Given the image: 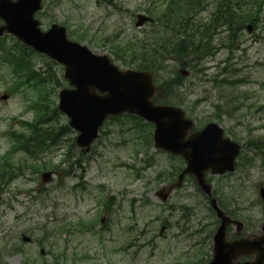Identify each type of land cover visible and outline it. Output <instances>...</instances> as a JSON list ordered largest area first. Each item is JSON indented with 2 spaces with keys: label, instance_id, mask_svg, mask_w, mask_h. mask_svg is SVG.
Segmentation results:
<instances>
[{
  "label": "rangeland",
  "instance_id": "374dc122",
  "mask_svg": "<svg viewBox=\"0 0 264 264\" xmlns=\"http://www.w3.org/2000/svg\"><path fill=\"white\" fill-rule=\"evenodd\" d=\"M155 2L113 0L106 4L96 0H62L54 5L52 21L65 23L74 31V40L82 37V43L94 52L107 53L115 60L110 41L113 39L115 45L116 40L124 47L147 39L151 25L138 28L135 17L147 13ZM245 3L250 5L251 1L244 0L242 6ZM257 7L255 4L254 8ZM199 16L206 19L207 12ZM261 23L251 32L244 30L239 49L222 47L226 35H217L215 54L193 62L194 71L185 76L178 93L200 120L216 118V107L230 110L236 114H222L218 122L242 137L264 139V11ZM13 45V39L8 38L4 47ZM34 60L37 70H45L51 63L49 58L39 56ZM117 63L126 67L119 60ZM0 65L2 156L11 149L7 132L20 129V120H31L28 107L34 94L18 87L15 95L10 96L8 90L14 87L16 79L1 58ZM176 67L170 60L163 75L170 77ZM53 68L63 81L64 67ZM225 75L230 82L237 81V85L215 86L214 77L222 79ZM221 93L226 95L219 98ZM5 95L8 97L4 98ZM61 122L65 119L61 118ZM103 130L100 141L85 157L79 156L77 148L72 161L63 163L66 148L50 153L49 168L60 165L52 181L43 183L41 174L26 171L25 177L5 185L0 183V264H193L211 257V235L217 218L209 212L207 201L195 184L188 180L166 204L156 196L168 182L159 179L158 174L168 173L176 161L149 146L146 138H137L139 133L133 123L110 121ZM75 136L72 133L67 138ZM19 157L21 154L14 155L15 160ZM250 174L252 184L247 183L244 188L236 176L221 181L227 187L226 195L222 192L223 204L232 210L246 206L240 215L259 221L261 199L256 184L264 183V171L256 163ZM90 220L94 221L87 222ZM165 221L169 224L161 233ZM249 221L250 229H258L259 223ZM80 222L95 227L93 231H83L77 227ZM24 233L32 238V243L22 240ZM19 246L24 252L16 250ZM41 248L46 250L44 257Z\"/></svg>",
  "mask_w": 264,
  "mask_h": 264
},
{
  "label": "water",
  "instance_id": "95a60500",
  "mask_svg": "<svg viewBox=\"0 0 264 264\" xmlns=\"http://www.w3.org/2000/svg\"><path fill=\"white\" fill-rule=\"evenodd\" d=\"M41 1H0L8 3L0 6V16L6 20L0 35L11 32L25 44L66 65V77L75 88L64 89L60 93V109L70 117V125L80 132L77 143L84 151H89L99 127L109 115L131 113L156 125V147L181 154L187 161V167L178 181L163 188L164 193L160 191L163 200H167L175 187L182 185L187 173L196 175L207 190L205 172L209 168L213 173L233 170L235 151L221 156L212 155L219 148H231L229 144L233 147L228 138H223V129L218 124L211 123L204 130L187 137L193 127L192 120L186 118L180 108L153 103L156 88L149 73L119 70L107 55H96L88 47L68 40L63 27L54 26L50 31L42 32L34 19L41 8ZM139 19L138 25L147 20L144 16ZM46 175L50 176V173ZM213 201L222 224L215 235L214 259L208 264H235V259L246 249L262 252L264 239L226 243V228L230 219ZM263 263L264 256L244 264Z\"/></svg>",
  "mask_w": 264,
  "mask_h": 264
},
{
  "label": "trees",
  "instance_id": "16d2710c",
  "mask_svg": "<svg viewBox=\"0 0 264 264\" xmlns=\"http://www.w3.org/2000/svg\"><path fill=\"white\" fill-rule=\"evenodd\" d=\"M244 0H172L167 9L159 16L158 24L151 32L150 44L143 40L135 48L119 46L115 54L119 59L138 69L150 70L158 73L165 68L168 60H174L181 68H186V64L192 70L193 61L202 60L209 55H214L216 46L214 40L217 35L226 33L227 37L222 45H233L238 39L247 23H256L261 11H253L251 7H243ZM264 2V0H263ZM247 4V3H245ZM210 5L209 16L202 19L200 15L207 10ZM262 8V6H260ZM158 28V29H157ZM0 48H3L0 44ZM123 56V57H122ZM186 63V64H185ZM31 60H26L24 56L18 62L20 77L19 83H25L34 79L31 84L34 90L38 89V99L33 105L36 112L33 122L28 123L27 128L22 133L13 135L16 140L14 149L22 150L26 159L32 158L34 164L31 166L34 171L48 169L49 163L43 159V154L51 147L61 144L65 134L71 132L68 124L60 125L61 112L53 98L54 87L60 86V82L54 77L52 79L37 73L32 68ZM184 77L180 71H176L174 76L167 77L160 84V94H164L163 102H170L169 99L176 97L177 88L182 84ZM47 83V84H46ZM217 86L230 84V81L222 79L215 81ZM50 87H53L50 89ZM160 95L158 94V97ZM59 116V117H58ZM135 126L143 125L148 129H139L145 138H149L152 133V125L144 122L138 117L122 116ZM114 119V118H112ZM120 118H115L118 121ZM151 126V129L150 127ZM145 127V128H146ZM70 147L75 149V143L71 140ZM25 162L18 164L9 158V155L0 161V180L13 178L22 173Z\"/></svg>",
  "mask_w": 264,
  "mask_h": 264
},
{
  "label": "flooded vegetation",
  "instance_id": "af4514ba",
  "mask_svg": "<svg viewBox=\"0 0 264 264\" xmlns=\"http://www.w3.org/2000/svg\"><path fill=\"white\" fill-rule=\"evenodd\" d=\"M0 23L2 24L3 22L0 21ZM241 142V157H242V163L241 166L238 169V173L237 175L240 176L241 178H239L240 181H243L245 179H247V182L252 184V176H247L246 177V171L248 169V167H250L251 163H258V165L260 166V169L262 171H264V140H258V139H242L240 140ZM208 178H209V183H210V171L208 172ZM216 179H221L220 177H214L212 184L215 185L214 180ZM256 187L259 189L260 191V187H258L256 185ZM216 189L220 190L222 189L219 186H215ZM227 190V187L224 189V191ZM261 194V192H260ZM220 195V194H219ZM255 206V205H254ZM263 209L261 210L262 216L264 218V205H260ZM253 207V206H252ZM246 206L245 207H238V211H243L246 210ZM208 209L210 212V197H208ZM242 217V222L243 225L242 227H239L236 224L230 225L228 227V238L229 239H234V238H238L240 236H251L253 234H262L263 232V223L264 220L261 219L259 221L252 219V217H249L248 215H244L241 216ZM250 220L252 221H256L257 224L259 223V225H257L258 229H250ZM214 234V232H213ZM212 234V238L213 235ZM212 247H213V243H212ZM256 254H252L250 256H244L243 258H240V261H245V260H253L255 258Z\"/></svg>",
  "mask_w": 264,
  "mask_h": 264
}]
</instances>
